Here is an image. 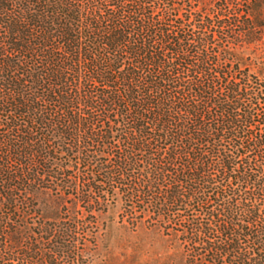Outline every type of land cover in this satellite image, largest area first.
Here are the masks:
<instances>
[{"label": "trees", "instance_id": "16d2710c", "mask_svg": "<svg viewBox=\"0 0 264 264\" xmlns=\"http://www.w3.org/2000/svg\"><path fill=\"white\" fill-rule=\"evenodd\" d=\"M113 262L264 264V0H0V264Z\"/></svg>", "mask_w": 264, "mask_h": 264}, {"label": "rangeland", "instance_id": "374dc122", "mask_svg": "<svg viewBox=\"0 0 264 264\" xmlns=\"http://www.w3.org/2000/svg\"><path fill=\"white\" fill-rule=\"evenodd\" d=\"M115 220L117 221V217L115 218ZM114 236V235H113ZM114 255L115 256H119V254L121 253V250L120 249H115L114 251ZM99 264V263H98ZM112 264H118L117 262H113Z\"/></svg>", "mask_w": 264, "mask_h": 264}]
</instances>
